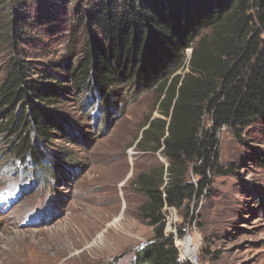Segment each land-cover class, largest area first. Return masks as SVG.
<instances>
[{
    "label": "rangeland",
    "instance_id": "obj_1",
    "mask_svg": "<svg viewBox=\"0 0 264 264\" xmlns=\"http://www.w3.org/2000/svg\"><path fill=\"white\" fill-rule=\"evenodd\" d=\"M19 2L26 29L17 45L21 58L39 72L56 65L52 76L66 80L71 17L86 2ZM84 37L80 32L77 52ZM6 55H0V80ZM107 98L70 89L49 108L63 116L60 132L37 140L30 131L23 153L16 149V135L2 129L0 116V264H136L152 240L153 227L138 211L146 199L134 182L138 174L168 164L162 155L136 147L148 119H161L155 97L130 84ZM240 135L242 142L228 127L214 133L210 116L203 117L204 154L212 161L216 155L223 171L208 172L188 217L186 209L164 211V233L174 235L180 263L264 264V163L255 159L264 160V126ZM189 179L195 181L192 173Z\"/></svg>",
    "mask_w": 264,
    "mask_h": 264
},
{
    "label": "trees",
    "instance_id": "obj_2",
    "mask_svg": "<svg viewBox=\"0 0 264 264\" xmlns=\"http://www.w3.org/2000/svg\"><path fill=\"white\" fill-rule=\"evenodd\" d=\"M84 1L71 17L63 80L52 76L58 66L39 72L21 58L17 45L26 35L21 2L0 0V55L7 53L0 80L2 129L16 135V149L23 153L30 131L37 140L60 132L63 116L49 108L72 88L94 91L101 99L120 85L152 90L161 119H148L136 147L162 155L168 164L135 178L146 199L139 216L154 233L136 264H191L178 262L174 235L164 233V211L186 209L188 217L208 172L223 171L216 155L212 161L204 154L205 114L214 133L228 127L239 142L245 128L264 126V0ZM80 32L85 37L77 52ZM261 158L255 157L263 164ZM256 204L263 208L261 201Z\"/></svg>",
    "mask_w": 264,
    "mask_h": 264
},
{
    "label": "bare ground",
    "instance_id": "obj_3",
    "mask_svg": "<svg viewBox=\"0 0 264 264\" xmlns=\"http://www.w3.org/2000/svg\"><path fill=\"white\" fill-rule=\"evenodd\" d=\"M186 251H187V252H189V250H188V249H186Z\"/></svg>",
    "mask_w": 264,
    "mask_h": 264
}]
</instances>
